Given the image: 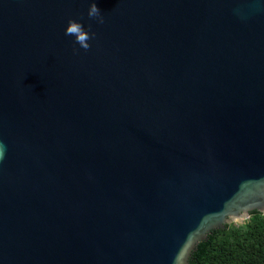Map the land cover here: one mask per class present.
<instances>
[{"label": "water", "instance_id": "water-1", "mask_svg": "<svg viewBox=\"0 0 264 264\" xmlns=\"http://www.w3.org/2000/svg\"><path fill=\"white\" fill-rule=\"evenodd\" d=\"M0 141V264H189L264 214V0H0Z\"/></svg>", "mask_w": 264, "mask_h": 264}, {"label": "trees", "instance_id": "trees-1", "mask_svg": "<svg viewBox=\"0 0 264 264\" xmlns=\"http://www.w3.org/2000/svg\"><path fill=\"white\" fill-rule=\"evenodd\" d=\"M189 264H264V214L212 230L199 242Z\"/></svg>", "mask_w": 264, "mask_h": 264}, {"label": "clouds", "instance_id": "clouds-1", "mask_svg": "<svg viewBox=\"0 0 264 264\" xmlns=\"http://www.w3.org/2000/svg\"><path fill=\"white\" fill-rule=\"evenodd\" d=\"M88 17L90 19H97L98 23H104V17L101 15L100 9L95 2H92L89 7ZM90 29L91 25H89V30H85L84 25L81 22L75 19H70L65 29V35L74 36L75 42L87 51L91 47L89 40L93 39L95 36V33L91 32ZM5 149L6 146L0 141V160L4 157Z\"/></svg>", "mask_w": 264, "mask_h": 264}, {"label": "rangeland", "instance_id": "rangeland-1", "mask_svg": "<svg viewBox=\"0 0 264 264\" xmlns=\"http://www.w3.org/2000/svg\"><path fill=\"white\" fill-rule=\"evenodd\" d=\"M238 223H240V222H238Z\"/></svg>", "mask_w": 264, "mask_h": 264}]
</instances>
